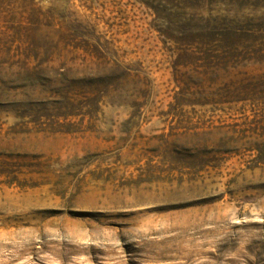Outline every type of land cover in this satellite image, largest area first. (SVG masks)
<instances>
[{
	"label": "rangeland",
	"instance_id": "1",
	"mask_svg": "<svg viewBox=\"0 0 264 264\" xmlns=\"http://www.w3.org/2000/svg\"><path fill=\"white\" fill-rule=\"evenodd\" d=\"M0 264H264V0H0Z\"/></svg>",
	"mask_w": 264,
	"mask_h": 264
}]
</instances>
